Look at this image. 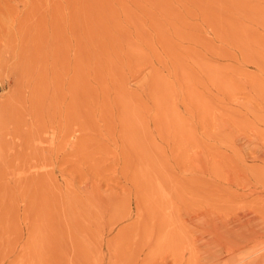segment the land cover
<instances>
[{
    "label": "rangeland",
    "instance_id": "374dc122",
    "mask_svg": "<svg viewBox=\"0 0 264 264\" xmlns=\"http://www.w3.org/2000/svg\"><path fill=\"white\" fill-rule=\"evenodd\" d=\"M0 264H264V0H0Z\"/></svg>",
    "mask_w": 264,
    "mask_h": 264
}]
</instances>
